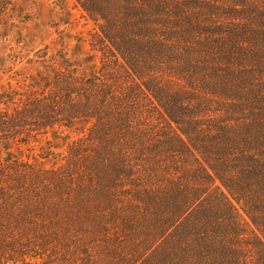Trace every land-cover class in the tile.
<instances>
[{
    "label": "trees",
    "instance_id": "16d2710c",
    "mask_svg": "<svg viewBox=\"0 0 264 264\" xmlns=\"http://www.w3.org/2000/svg\"><path fill=\"white\" fill-rule=\"evenodd\" d=\"M72 3L121 78L37 74L12 114L0 91V264L16 262L30 228L45 241L44 216L5 186L28 160L12 138L30 126L89 138L71 154L96 173L68 207L82 232L122 226L132 241L118 264H264V0Z\"/></svg>",
    "mask_w": 264,
    "mask_h": 264
},
{
    "label": "rangeland",
    "instance_id": "374dc122",
    "mask_svg": "<svg viewBox=\"0 0 264 264\" xmlns=\"http://www.w3.org/2000/svg\"><path fill=\"white\" fill-rule=\"evenodd\" d=\"M98 33L72 0H0V91L5 89L3 92L9 93H3L4 96L12 100L5 107L7 112L12 114L25 105L21 96L32 93L26 82L37 74L51 78L58 72L66 73L61 70L65 67L70 74H77L74 77L80 82L105 75L121 78L113 58L106 54L105 61L102 54L95 52L100 41ZM25 129H31L27 130L30 139L12 138L10 146L16 156L28 160L13 176L18 184L5 186L16 190L12 193L16 194V200L29 201L34 204L35 212L44 216L40 225L46 228L41 229L40 236L45 241H33L30 228L23 235L25 239L15 238L18 241L16 262L9 264H118L117 258H124L127 251L129 255L127 245L132 241L128 242L123 237L125 234L116 230L122 226L112 224L108 227L112 231L99 233L92 229L98 225L89 223L86 232H82L77 213L68 207L73 188L83 185L89 173H96L88 170L89 157L83 156L79 161L71 154L77 145L84 144L83 150L91 149L89 138L74 141L58 126L50 129L52 137L48 138L42 134L49 130L33 126ZM25 221V225L32 222ZM135 242L141 239L135 238Z\"/></svg>",
    "mask_w": 264,
    "mask_h": 264
}]
</instances>
